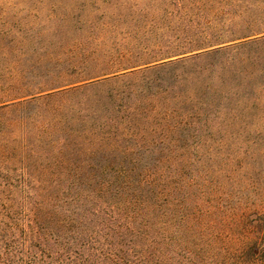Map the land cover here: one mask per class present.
I'll return each mask as SVG.
<instances>
[{
  "label": "trees",
  "instance_id": "16d2710c",
  "mask_svg": "<svg viewBox=\"0 0 264 264\" xmlns=\"http://www.w3.org/2000/svg\"><path fill=\"white\" fill-rule=\"evenodd\" d=\"M171 4L0 45V264H264V0Z\"/></svg>",
  "mask_w": 264,
  "mask_h": 264
},
{
  "label": "rangeland",
  "instance_id": "374dc122",
  "mask_svg": "<svg viewBox=\"0 0 264 264\" xmlns=\"http://www.w3.org/2000/svg\"><path fill=\"white\" fill-rule=\"evenodd\" d=\"M173 1L176 0H0V45L13 52L31 42L30 37L41 38L48 29L87 26L88 21L100 15L135 13L162 17L164 12L172 13Z\"/></svg>",
  "mask_w": 264,
  "mask_h": 264
}]
</instances>
